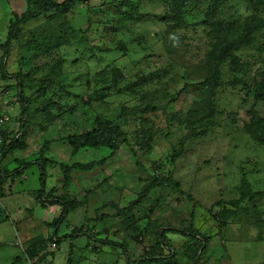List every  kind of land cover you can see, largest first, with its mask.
Returning a JSON list of instances; mask_svg holds the SVG:
<instances>
[{
  "label": "rangeland",
  "instance_id": "374dc122",
  "mask_svg": "<svg viewBox=\"0 0 264 264\" xmlns=\"http://www.w3.org/2000/svg\"><path fill=\"white\" fill-rule=\"evenodd\" d=\"M107 2L78 0L23 26L6 76L0 67V86L19 98L18 73L25 76L28 115L21 104L13 119L29 156L50 144L49 184L62 176L60 163L91 165L57 186L71 212L59 234L57 218L44 224L27 264H264V198H242L264 192V0H136L122 26L113 22L120 5ZM29 7L0 0V43ZM96 121L114 131L82 138L86 146L71 156L67 140L95 133ZM114 134L116 150L91 147ZM35 160L26 170L37 192ZM4 203L0 222L11 227ZM18 256L11 243L0 248V264Z\"/></svg>",
  "mask_w": 264,
  "mask_h": 264
},
{
  "label": "trees",
  "instance_id": "16d2710c",
  "mask_svg": "<svg viewBox=\"0 0 264 264\" xmlns=\"http://www.w3.org/2000/svg\"><path fill=\"white\" fill-rule=\"evenodd\" d=\"M77 1L78 0H66V1L60 3V2H57L55 0H45V1H41L39 4H36V1L30 2V0H29V6H30L29 8L30 9L36 8V9L35 10H28L22 16H16L13 20H10V22H9L10 25L8 27V34H7L6 42L4 44L0 43V50H2L4 52V56L2 57V62L0 65L2 75L6 76L7 68L9 67V64H7V62L9 59L12 58L11 52L14 48L15 43L19 40V35L21 34L23 26H26L30 23H33V21L39 19L42 16H46L48 14H53L55 17L61 16L62 14H66L69 10L72 9V7L77 3ZM171 1L178 2L180 0H171ZM201 1H203V0H201ZM110 3H112V5H110ZM116 4L120 5L119 8H117L116 12H115L118 19L116 21H113V22H116V24H118L119 26H122V24L125 25L128 20L132 19V16L138 10L137 4H139V2H136V0L135 1H133V0H108L107 4L104 5V7H106V6L113 7ZM112 26H115L114 23H112ZM115 29H117V28H115ZM247 37H248V34L244 35L238 41L232 42L231 45L229 46V49L239 48V46L245 42V39ZM52 47L53 46H49V45H45V47H43V45L42 46L39 45L37 50H40V48H42V51H44V48L49 49ZM58 47H61V46H58ZM20 61H21V59H20ZM5 86H8V85L3 86L4 91L7 90V88ZM1 88H2V86H1ZM17 88L19 90V95H20L19 100L22 104L21 115L24 117V116L28 115V110H29L28 103L26 101V98L24 97L25 89L28 88V85L26 83L25 76L21 73H18ZM41 96H46V93H43ZM97 99H100V98L97 97ZM26 126H27V124H26ZM107 126H108L107 121H105V122H97L96 121V129L94 131L95 133H92L89 135L87 134L83 137L69 138L67 140L68 141L67 143L69 144V146L72 149V155L77 154V152L79 151V149L81 147L86 146L85 144L82 143L83 142L81 140L82 138L94 137V136L98 135L99 133H103L104 131H107V132L112 131V130L114 131V128L107 129L108 128ZM21 130H23V129H21ZM4 133H5V145L3 146V151H2L3 160L5 158H7L8 156H11L15 150L24 149L26 147V144H24L22 142L24 140V138L26 137V131L23 130L21 132L22 134L19 133V131H18L16 134L17 138L14 137L9 144L8 143L6 144V142L8 141V136H10L12 134V132L9 133L8 135H6V131H4ZM118 138H119V135L114 134L113 139H107L106 141L103 142L104 144L97 142V143L93 144L91 147L106 146L110 149L116 150L118 148ZM255 138H257V137H255ZM258 142L264 144V139L263 140L261 139ZM78 143H79V145H78ZM49 149H50V144L49 145L45 144L41 148V150L38 154L39 158L37 160H35V163L37 161L42 163V165L40 166V190L37 191L36 197L40 201L45 200L48 203H51L50 200L51 201L53 200V205H59L62 207L61 214H60L59 218L55 221V227H56L55 233L56 232L58 233L61 225L64 223V219L70 214L72 208L70 207L71 205H69V203L67 201V199H68L67 196H64L62 198L56 197V194H57L56 192L59 191L58 189H52L51 191L48 192V194L46 193V181H47L46 165L48 164V162H52V161L45 159L44 156L50 151ZM179 156H180V154H179ZM179 156L177 155V157H179ZM28 164H32V163L30 162ZM59 165H60V170L62 172V178H63L62 182H63L64 188L66 187V184L71 179L70 173L73 169L78 168V169L83 170V171L91 169V165H78V164H74L72 166H66V165H62V164H59ZM16 171L17 172L15 174L17 175V173L20 172V168H18ZM156 181H157V179H156ZM149 190H150V187L148 186V191ZM248 190H250V189H248ZM242 194H243L242 198H244V199L264 198V192H261V191L252 193L251 197L249 194L247 196V198H246V192L243 191ZM145 196H147V191L145 194L140 196V199L138 201H135L132 204V206L140 205ZM72 205H74V203ZM77 236H84V234H82L80 232V234H78ZM161 238H162L163 242L170 247V242L163 235V233L161 235ZM67 239L73 241L75 239V236L74 235L63 236V237H59L58 240L64 241ZM110 244H113V243H110ZM38 245L42 246V243L40 241H36V240H33L31 242H27L24 244V246L26 248L23 249L22 253L24 256L28 257L29 263H31V261L36 256L35 252L37 249L40 248ZM160 260H161L160 257H154V258L146 259V261H148L149 264H154L156 262H160ZM71 261H72V259H70L68 262L71 263ZM127 261H128V263H132L129 260H127ZM132 264H138V262L132 263Z\"/></svg>",
  "mask_w": 264,
  "mask_h": 264
},
{
  "label": "crops",
  "instance_id": "0c3cea01",
  "mask_svg": "<svg viewBox=\"0 0 264 264\" xmlns=\"http://www.w3.org/2000/svg\"><path fill=\"white\" fill-rule=\"evenodd\" d=\"M7 102H10L8 99H4V104ZM8 110V116L12 119V121L9 124V130L6 133L15 132L18 130L19 123L17 120L13 119L19 112V106L16 105V101H13L12 104L8 103L7 105ZM10 119V120H11ZM29 148L24 149H17L13 152L11 156H8L4 160H2L0 164V202L1 205L3 200L7 203H4L3 206L5 211L8 213V216L4 218L5 221H7L12 214V217H15L14 220H11V227H7L3 224V222H0V248L6 247L9 243L13 244L15 247L20 249L21 256L14 258V264H27L28 257L23 255V249L24 244L28 241L31 242L35 240L36 237H39L41 233H43L44 224L46 227H48L50 223V219L54 220L55 218H59L57 215V211L52 212V208L55 210L60 211L59 214H61L62 208L58 205L51 206L48 202L45 200H39L37 199V192L32 190L31 188H28L29 182L31 181L30 178L27 175V165L29 163V160L32 157H35L37 160L39 157V152L34 153V155L29 156L28 155ZM68 152V151H67ZM52 154V148L50 151L46 154L49 156H44L45 159H48L49 161L55 162L56 160L51 157ZM79 153L75 154L78 155ZM71 155V156H75ZM64 157V155H62ZM73 160V159H72ZM72 160L68 165L66 163H60L62 165L66 166H72L74 164H81L85 165V163L76 162L73 163ZM74 161V160H73ZM12 163H17L18 166L14 167L12 166ZM37 163V162H36ZM73 163V164H72ZM53 165L48 162L46 165V173H47V181H46V193L48 194L49 191L52 189H57V186L62 182L63 178L62 176H56L55 179L57 180L56 186H53L51 183L52 176H54V172L52 169ZM20 168V172L15 174L17 169ZM62 174V173H61ZM36 201L39 205L38 210L32 207V203ZM34 205V204H33ZM26 217V218H25ZM3 220V219H2ZM16 225V226H15ZM32 226V228L30 227ZM30 230H27V229ZM61 228V227H60ZM60 231V230H59ZM60 233V232H59ZM58 233V234H59ZM35 236V237H32ZM31 237V238H30ZM20 247V248H19Z\"/></svg>",
  "mask_w": 264,
  "mask_h": 264
},
{
  "label": "clouds",
  "instance_id": "9594fccd",
  "mask_svg": "<svg viewBox=\"0 0 264 264\" xmlns=\"http://www.w3.org/2000/svg\"><path fill=\"white\" fill-rule=\"evenodd\" d=\"M0 92H1V95H0V108H1V110H3L2 108L3 107H6V110H7V105H8V103H10V104H12L13 103V101H16V105H18L19 106V110L21 111V102H20V100H19V97H17L16 95H13L12 94V92H10V91H8V90H6V91H4V89H3V87L1 88V86H0ZM4 99H8V100H10V102H7L6 104H4L3 102H4ZM2 112V111H1ZM7 117H8V121H7V123H6V125L4 126V128H3V140H4V142H3V146L5 145V133H4V131H6V129H7V131L10 129L8 126H9V124H10V122L12 121V119L10 118V116H8V110H7V112L6 113H4ZM11 119V120H10ZM16 134H17V131H15V132H12V134L10 135V136H8V141L6 142V144L8 143H10L11 142V140L14 138V137H16L17 138V136H16ZM22 134V133H21ZM20 134V135H21ZM6 135H8V133H6ZM19 135V136H20ZM2 151H3V149H2ZM40 152V151H39ZM2 160H3V153H2V155H1V158H0V164H1V162H2ZM55 206V205H54ZM59 206V205H58ZM61 207V206H60ZM62 208V207H61ZM60 230V229H59ZM51 248V247H50ZM58 248V247H57Z\"/></svg>",
  "mask_w": 264,
  "mask_h": 264
},
{
  "label": "built area",
  "instance_id": "2783aa9c",
  "mask_svg": "<svg viewBox=\"0 0 264 264\" xmlns=\"http://www.w3.org/2000/svg\"><path fill=\"white\" fill-rule=\"evenodd\" d=\"M0 95H1V92H0ZM2 109L3 110H1V108H0V158H1V155H2L3 142H4V140H3V128H4V126L6 125V123L8 121V117L4 114V113L7 112L6 107H3ZM56 249H57L56 243L52 244V246L50 248V251H54Z\"/></svg>",
  "mask_w": 264,
  "mask_h": 264
}]
</instances>
